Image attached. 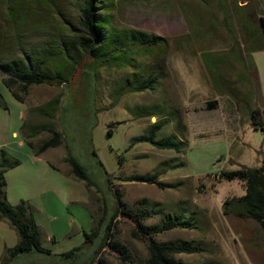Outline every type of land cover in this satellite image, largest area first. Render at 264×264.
Instances as JSON below:
<instances>
[{
    "label": "rangeland",
    "instance_id": "1",
    "mask_svg": "<svg viewBox=\"0 0 264 264\" xmlns=\"http://www.w3.org/2000/svg\"><path fill=\"white\" fill-rule=\"evenodd\" d=\"M83 4L84 0H0V62L17 59L33 46L51 42L57 45L59 37H69L70 29L80 27ZM112 13L117 27L153 32L169 40L163 53L158 49L151 56L140 53L138 57L147 71L158 64L163 68V79L156 90L119 96L129 69L96 67L94 72L92 68L85 70L86 66L66 86L32 85L26 96L25 119L31 121L32 107L62 92L54 122L64 143L56 151L70 152L86 167L90 178L101 188L109 211L113 206L111 193L93 151L115 176L152 173L163 161L177 158L175 163L184 164L170 169L161 180H183L182 185L161 189L154 184L125 182V200L131 204L142 198L160 202L166 213L179 205L186 208V217L194 218L196 228H176L157 236L161 241L194 240L204 249L177 254L186 264H264V233L259 224L224 212L225 200L243 195L245 184L218 176L243 166L256 168L264 162V122L263 128L251 125V111L264 108V48L252 53L256 72L250 64L243 30L246 21L258 31L259 19L264 17V0H116ZM227 23L237 35L241 49L228 34ZM258 37L252 39V47L260 46V39L264 41V35ZM234 54L244 59H236ZM2 77L0 73V90L4 98L11 97L1 83ZM213 101L217 105L210 108ZM146 104V109L138 107ZM162 108L176 110L177 116L170 118L158 137L178 134L187 140L185 151L177 153L149 143H138L126 151L132 138L143 134L157 120L141 113L158 115ZM43 121L41 118L38 122ZM112 123L113 132L109 133ZM48 136L44 132L34 141L39 143ZM119 155L125 156L122 167ZM94 193L99 202L94 204L93 219L91 223L81 221L86 232L94 229V218H100L104 210L103 197L96 190ZM84 207H91V203ZM72 209L78 216L76 207ZM160 219L157 215L146 223L156 224ZM115 224L114 238L129 250L126 262L109 246L93 260L101 236L74 259L35 252L25 254L19 262L98 264L97 260L102 259L105 264H144L150 257L146 244L133 236L132 225L127 221L119 219ZM71 234L72 238H62L54 250L58 248L61 253L84 244L82 232L76 233L73 227ZM43 242L53 248L46 237Z\"/></svg>",
    "mask_w": 264,
    "mask_h": 264
},
{
    "label": "trees",
    "instance_id": "2",
    "mask_svg": "<svg viewBox=\"0 0 264 264\" xmlns=\"http://www.w3.org/2000/svg\"><path fill=\"white\" fill-rule=\"evenodd\" d=\"M115 7L116 0H84L81 8L80 27L76 30L69 28V37H59L57 45L51 42L33 46L30 50L23 51L17 59L1 61L0 73L3 75L1 83L17 100L24 102L32 85L66 86L73 80L75 73L80 68L83 70L87 66L88 69L85 70L88 71L92 68L94 72H96V67L129 69V73L124 78V85L117 94L119 96L128 92L156 90L163 79V68L160 64L155 63L158 65L147 71L143 69L142 61H139L138 57L140 53H143L144 57L151 56L158 49L163 53L169 46V40L157 33L115 26L112 13ZM243 22L250 64L257 72L252 53L256 48L263 49L264 41L260 39L261 45L258 47H252L251 42L254 41L253 38L259 39L258 34L264 35V17L259 19L258 31L250 27L246 21ZM226 30L234 41V45L241 49L240 41L228 23ZM233 56L236 59H244L238 54ZM212 62L209 63L210 67H212ZM60 64L61 67H59ZM61 100L62 92H59L48 102L32 107L29 110L30 115L40 117L44 121L34 122L25 119L21 126L22 137L33 148L36 156L41 155L49 148L58 147L64 143L63 134L56 128L54 122ZM216 105L217 101H213L210 103V108H215ZM148 106L147 104L138 105L141 109H146ZM0 108H7V102L1 90ZM150 113V111H143L141 116L149 114L150 118L157 117V120L150 123L143 134L133 137L126 151L138 143H149L159 149H172L177 153L184 152L188 146L187 140L178 134L172 133L163 138L158 137L160 131L171 121L170 118L177 116V111L162 108L158 115ZM263 122L264 108H254L251 111V125L255 128H263ZM113 126V123L109 125V133L113 132ZM44 132H47L49 136L36 143L34 139ZM93 153L106 175L113 201L112 209L108 210L107 200L101 188L90 178L86 167L69 152L66 161L71 166V174L77 180L85 182L88 188H95L102 195L104 210L100 218H94L96 223L94 229L91 232L83 231L84 244L62 253H53L51 249L43 245L41 230L35 219L31 203L21 201L19 204L12 205L8 202L5 173L8 169L18 166L21 161L9 154L6 149L0 148V217L8 219L19 235L18 243L7 249V255L10 258L39 252L56 255L64 260L74 259L81 254L84 248L93 244L95 238L101 236V242L94 251L93 260L97 259L98 254L106 246H109L122 261L126 262L130 257L129 250L114 238L112 232L116 229L115 223L119 219L130 223L133 236L146 244L150 257L144 264H186L176 255L198 253L204 250L194 240L161 241L157 237L161 233L176 228H196L194 218L186 217V208L179 205L176 209L166 213L160 202L142 198L131 204L124 198V182L154 184L161 189L178 188L184 183L183 180L167 183L162 181L161 177L170 169L183 165V162L175 163L177 158H173L163 161L152 173L115 176L106 169L96 152L93 151ZM125 161V156L119 155L120 167L124 165ZM218 176L229 181L237 179L245 184L243 195L225 200V214H232L243 220H253L259 224L264 233V162L256 168L243 166L237 170L221 172ZM115 180L119 182L116 183ZM157 215L161 216L160 222L146 223L148 219ZM97 262L105 264L102 259H98ZM210 264L217 263L211 262Z\"/></svg>",
    "mask_w": 264,
    "mask_h": 264
},
{
    "label": "crops",
    "instance_id": "3",
    "mask_svg": "<svg viewBox=\"0 0 264 264\" xmlns=\"http://www.w3.org/2000/svg\"><path fill=\"white\" fill-rule=\"evenodd\" d=\"M5 101L7 108H0V148L21 161L5 173L7 200L12 205L21 201L31 203L42 241L46 237L53 248L45 242L43 245L53 253H59L61 250H54L55 245H59L64 237L72 238L73 227L76 233L86 231L81 221L91 223L94 204L99 202V197L95 195L94 188H88L85 182L71 174V166L66 161L68 153L56 151L60 146L49 148L39 156L34 154L21 133L28 110L26 100L21 102L11 95L5 97ZM30 119L38 122L41 118L32 116ZM90 203L91 207H84ZM72 206L76 207L78 216L74 214ZM18 241L16 229L8 219L0 217V264H23L19 260L25 254L13 258L7 255V249L14 247Z\"/></svg>",
    "mask_w": 264,
    "mask_h": 264
}]
</instances>
